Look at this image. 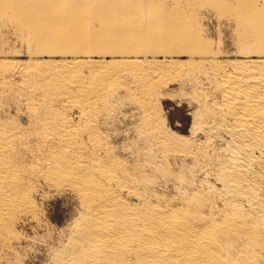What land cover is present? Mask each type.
<instances>
[{
    "label": "bare ground",
    "instance_id": "6f19581e",
    "mask_svg": "<svg viewBox=\"0 0 264 264\" xmlns=\"http://www.w3.org/2000/svg\"><path fill=\"white\" fill-rule=\"evenodd\" d=\"M26 256L264 264V0H0V264Z\"/></svg>",
    "mask_w": 264,
    "mask_h": 264
},
{
    "label": "rangeland",
    "instance_id": "374dc122",
    "mask_svg": "<svg viewBox=\"0 0 264 264\" xmlns=\"http://www.w3.org/2000/svg\"><path fill=\"white\" fill-rule=\"evenodd\" d=\"M198 12V14L190 19V22L192 23H190L191 25H193L194 23L193 20H196L194 25H212L214 31L216 25H231V22L224 20V18L223 20H221L222 18L217 17V11H215L214 8L209 7L208 9L206 8L198 10ZM216 35L217 33L214 32L212 38H216ZM162 108L163 114H165L166 119L169 120L168 122L171 130L180 135H187V131L191 125V115L189 114L190 110L187 104L176 99H167L163 102ZM180 129H182V131ZM50 196V198L45 197L46 199L44 198L43 202H40V205H42L43 207L42 209L44 212V216L46 217L45 220L50 224L49 226L52 229L54 228V230L56 231L57 228H60V225L62 224L61 222L65 220L66 215L70 210V203L65 199V196L63 195L54 194V196ZM23 231L25 232L24 229ZM26 232H28L27 235L31 236V234H33V229L27 228ZM26 257L25 259L20 261L22 263H19L40 264L39 258L35 260L33 258H30V256Z\"/></svg>",
    "mask_w": 264,
    "mask_h": 264
}]
</instances>
